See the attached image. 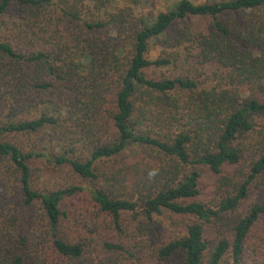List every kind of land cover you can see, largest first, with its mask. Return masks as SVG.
Instances as JSON below:
<instances>
[{"label": "trees", "instance_id": "1", "mask_svg": "<svg viewBox=\"0 0 264 264\" xmlns=\"http://www.w3.org/2000/svg\"><path fill=\"white\" fill-rule=\"evenodd\" d=\"M0 264H264V0H0Z\"/></svg>", "mask_w": 264, "mask_h": 264}, {"label": "rangeland", "instance_id": "2", "mask_svg": "<svg viewBox=\"0 0 264 264\" xmlns=\"http://www.w3.org/2000/svg\"><path fill=\"white\" fill-rule=\"evenodd\" d=\"M120 1H122V0H120ZM192 1H194L195 3H197V4H199V3H204V2H206V1H210V0H192ZM117 2V1H116ZM115 3V2H114ZM116 4H118V3H116ZM162 4V2H159V5H161ZM157 53H158V49H153L152 51H151V56L152 57H155L156 55H157ZM173 69H166V70H163L167 75H169L170 73H172L171 71H172ZM166 222H169V221H166ZM167 225H169V223H166Z\"/></svg>", "mask_w": 264, "mask_h": 264}]
</instances>
